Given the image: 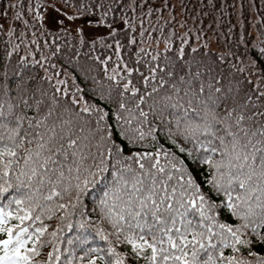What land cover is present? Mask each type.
Masks as SVG:
<instances>
[{
  "label": "snow or ice",
  "instance_id": "obj_1",
  "mask_svg": "<svg viewBox=\"0 0 264 264\" xmlns=\"http://www.w3.org/2000/svg\"><path fill=\"white\" fill-rule=\"evenodd\" d=\"M223 7L0 0V264H264V16Z\"/></svg>",
  "mask_w": 264,
  "mask_h": 264
},
{
  "label": "trees",
  "instance_id": "obj_2",
  "mask_svg": "<svg viewBox=\"0 0 264 264\" xmlns=\"http://www.w3.org/2000/svg\"><path fill=\"white\" fill-rule=\"evenodd\" d=\"M6 3L7 0H4ZM215 7L220 8L221 4L223 16L220 18L222 33L231 31V36H225V40L228 44L234 45L240 37L241 32L245 37H255L257 27L260 21L256 20L257 16H264V0H214ZM243 4V8L240 5ZM254 5V7H253ZM93 19L91 17H85L82 19ZM211 19V17H209ZM255 22V23H254ZM243 24V27H241ZM51 27V26H50ZM91 37L90 35H88ZM224 43V41H221ZM251 42L250 40L248 41Z\"/></svg>",
  "mask_w": 264,
  "mask_h": 264
},
{
  "label": "rangeland",
  "instance_id": "obj_3",
  "mask_svg": "<svg viewBox=\"0 0 264 264\" xmlns=\"http://www.w3.org/2000/svg\"><path fill=\"white\" fill-rule=\"evenodd\" d=\"M77 23L84 26L86 35L92 36L93 34H102L106 31L104 28H89V26L83 20H78ZM49 26H52L50 22Z\"/></svg>",
  "mask_w": 264,
  "mask_h": 264
}]
</instances>
